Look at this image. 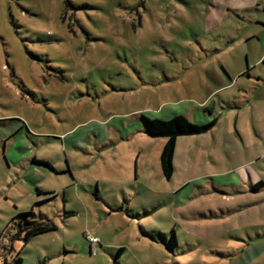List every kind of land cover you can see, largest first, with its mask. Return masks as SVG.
Instances as JSON below:
<instances>
[{
	"label": "rangeland",
	"instance_id": "374dc122",
	"mask_svg": "<svg viewBox=\"0 0 264 264\" xmlns=\"http://www.w3.org/2000/svg\"><path fill=\"white\" fill-rule=\"evenodd\" d=\"M161 104L217 120L172 181L138 133ZM0 120L25 123L0 140V264H264V0H0ZM30 212L57 230L26 244Z\"/></svg>",
	"mask_w": 264,
	"mask_h": 264
},
{
	"label": "trees",
	"instance_id": "16d2710c",
	"mask_svg": "<svg viewBox=\"0 0 264 264\" xmlns=\"http://www.w3.org/2000/svg\"><path fill=\"white\" fill-rule=\"evenodd\" d=\"M142 132L151 138H165L166 144L162 150L160 163L163 177L166 181H171L174 173V155L177 145V139L182 136H197L203 135L211 131L217 120L213 119L207 124H194L190 122L186 117L177 115L169 120L161 119H151L145 116L140 117ZM33 163H36L41 166L50 168L52 167L49 163L45 161L33 160ZM38 196L51 197L46 201H50L53 198H56L58 195L54 192L44 191L41 189H36ZM68 215L72 216L73 212H67ZM36 215L33 212L19 214L11 222L14 226H18L20 231L25 234L26 244L34 237L52 232L57 230V225L53 224L51 221L36 220ZM170 242H173L174 245H177V236L175 231L171 232ZM122 249L120 250V252ZM16 264H23L22 258H17Z\"/></svg>",
	"mask_w": 264,
	"mask_h": 264
},
{
	"label": "crops",
	"instance_id": "0c3cea01",
	"mask_svg": "<svg viewBox=\"0 0 264 264\" xmlns=\"http://www.w3.org/2000/svg\"><path fill=\"white\" fill-rule=\"evenodd\" d=\"M248 68H249V65H247V70L244 69V71H242V73H244V75L246 73H248V72H252V70L248 69ZM225 73L228 74L227 71ZM228 77H229L230 82L233 83V81L230 78V75H228ZM231 85L232 84H229V86H231ZM257 86H258V88H260V85H255V87H257ZM250 93H251V88L244 89V87H242V89H239V94H240L239 97H240V100L244 103L243 104L244 107H238L236 109H238V110H240V109H250V111H252L254 113V107H253L252 104H250V100H249L250 99ZM199 108H201V107H199ZM232 108L234 110V107H232ZM161 113H164V116H165L164 119L165 120H169V119L179 115V113L176 112L175 106H172V105L167 106V105L161 104ZM238 114H239V111H238ZM252 116H254V114H252ZM154 119L164 120L163 118H161V116L156 117ZM5 121H7V120H5ZM14 121L15 122L12 124V126H10L8 128V130H5L6 127L1 125L2 121L0 120V128H3L2 129V133H0V140H4V142H5L3 150L6 153H8L7 152V145L9 144L10 141L13 140V138L15 136H20L19 137V141L21 142V144H24V140L23 139H25L24 138L25 123L22 120H14ZM139 127H140L139 128L140 130L138 131V133L140 134V136L148 137V139H152L150 141H157L158 139L161 140V142L158 144L157 150L154 151V153H155L154 156L152 157L153 158L152 159L153 164H155L154 172L156 174V180H159V179H161V175L163 176V174H161L162 170H161L160 157H161L162 150H163V148H164V146L166 144V139L165 138H151V137L147 136L146 134H144L142 132L141 121H140V126ZM206 134H208V133H206ZM203 135H205V134H203ZM197 136L201 137L202 135H197ZM184 137H189V138H186V139H190V140L183 141ZM192 137H195V136H182V137H179L177 139V145H176V150H175V155H174V160H173L174 173H173L172 179L174 178V174H175L176 169L178 167V162H183L184 163L185 160L187 162L194 155V150L190 146V141L191 142L193 141L191 139H194ZM181 141H183V142L181 143ZM17 144H18V141H17V143H15V145L17 146ZM26 144L27 143H26V140H25V145ZM182 146L185 147L184 150H183ZM13 147H14L13 149H15V146H13ZM181 151H183L184 156H182ZM146 154H148V152L144 153L143 156H142V154H138V157H137V175H136V179H135L136 182L140 180L139 179V174L146 172L145 169H142V171H141L140 170V165H139V162H140L141 158H143L144 156L146 157ZM3 156H4V159L6 160V155L3 154ZM172 179H171V181H172ZM50 192H53V191H50ZM54 193H56V192H54ZM64 196H65V192H63V197ZM244 249H246V248H241V250H244ZM259 250L256 252V254H261V253L264 252V248H259ZM243 262H245L244 259H243Z\"/></svg>",
	"mask_w": 264,
	"mask_h": 264
},
{
	"label": "built area",
	"instance_id": "2783aa9c",
	"mask_svg": "<svg viewBox=\"0 0 264 264\" xmlns=\"http://www.w3.org/2000/svg\"><path fill=\"white\" fill-rule=\"evenodd\" d=\"M91 244H96L99 242L98 238H89Z\"/></svg>",
	"mask_w": 264,
	"mask_h": 264
}]
</instances>
